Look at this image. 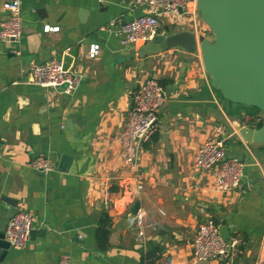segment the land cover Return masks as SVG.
<instances>
[{"label":"crops","instance_id":"0c3cea01","mask_svg":"<svg viewBox=\"0 0 264 264\" xmlns=\"http://www.w3.org/2000/svg\"><path fill=\"white\" fill-rule=\"evenodd\" d=\"M145 12L130 0H20L22 35L0 40V232L19 210L35 220L26 247H10L0 264H58L61 255L70 264H144L154 247L156 264L167 257L169 264H192V239L208 217L219 225L222 217L237 245L230 258L197 264H263L264 146L244 142L237 131L248 127L245 115L260 111L222 98L199 55L173 47L142 56L140 45L122 46L106 30ZM159 22L157 36L188 30L210 38L199 19L179 14ZM52 58L80 77L73 93L30 82L31 70ZM148 77L161 81L165 100L138 166L129 169L119 134L131 92ZM208 138L244 162L239 189L220 193L212 172L195 167ZM37 156L53 168L38 172ZM135 202L144 213L140 223ZM105 214L108 247L100 250L95 228Z\"/></svg>","mask_w":264,"mask_h":264},{"label":"built area","instance_id":"2783aa9c","mask_svg":"<svg viewBox=\"0 0 264 264\" xmlns=\"http://www.w3.org/2000/svg\"><path fill=\"white\" fill-rule=\"evenodd\" d=\"M134 6H141L146 12L133 18L124 25L114 28L113 22L106 30L119 39L120 45H141L154 39L160 25V17L166 15H183L196 21L197 10L195 0H130ZM6 18L1 24L0 40L5 42L18 41L22 35L20 16V0H7L3 3ZM47 28V27H46ZM48 29V28H47ZM97 50L93 51L96 54ZM80 77L71 68L64 69L61 59L52 58L36 65L30 72V82L44 88L59 90L71 94L75 90ZM131 105L126 122L119 134L120 159L129 169L138 166L143 143L153 132L157 112L165 100V90L154 77L146 78L131 94ZM263 119L261 112L255 115H245L243 124L250 128L258 127ZM195 167L212 172L213 187L216 191L228 194L240 188L244 176L245 164L240 159L230 156L221 141L206 139L202 142L194 156ZM32 166L38 172H47L53 168L50 159L37 156L32 160ZM138 184L135 195L141 190ZM144 213L137 210L133 219L140 223ZM35 218L25 210L17 211L7 222L4 239L10 247L24 249L30 237ZM219 223L213 217H208L199 224L191 242L190 259L192 264L206 261H219L233 255L237 240L231 239L226 243L219 232ZM169 258L164 264H169ZM58 264H70L68 255H61ZM144 264H150L145 259Z\"/></svg>","mask_w":264,"mask_h":264},{"label":"water","instance_id":"95a60500","mask_svg":"<svg viewBox=\"0 0 264 264\" xmlns=\"http://www.w3.org/2000/svg\"><path fill=\"white\" fill-rule=\"evenodd\" d=\"M195 7L212 39L182 30L141 44L139 52L144 56L178 47L199 55L211 86L222 98L262 113L259 127L239 124L237 131L244 142L264 146V0H195ZM63 67L66 69L68 64L64 63ZM66 87L64 83L58 89ZM243 188L246 189L245 185ZM137 208L138 202H135L132 211L136 212ZM219 219L220 235L229 244L228 227L222 217ZM9 248L4 233L0 232V261Z\"/></svg>","mask_w":264,"mask_h":264},{"label":"trees","instance_id":"16d2710c","mask_svg":"<svg viewBox=\"0 0 264 264\" xmlns=\"http://www.w3.org/2000/svg\"><path fill=\"white\" fill-rule=\"evenodd\" d=\"M161 85V81H158ZM262 124V120L258 123V127ZM214 218V217H213ZM215 219V218H214ZM215 221H217L215 219ZM218 222V221H217ZM110 218L108 215H103L95 228V240L96 245L100 250H105L108 247V235L110 231ZM157 248L154 247L153 249H150L147 253V258H149L150 264H156V259L158 256H156ZM236 260V259H235Z\"/></svg>","mask_w":264,"mask_h":264},{"label":"rangeland","instance_id":"374dc122","mask_svg":"<svg viewBox=\"0 0 264 264\" xmlns=\"http://www.w3.org/2000/svg\"><path fill=\"white\" fill-rule=\"evenodd\" d=\"M196 14H197V18L202 22V20L200 19V17H199V14H198V12H196ZM208 36L212 39V35H211V33L209 32V34H208ZM263 257H264V251H263ZM236 258V257H235ZM263 264H264V262H263Z\"/></svg>","mask_w":264,"mask_h":264}]
</instances>
